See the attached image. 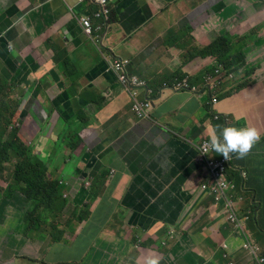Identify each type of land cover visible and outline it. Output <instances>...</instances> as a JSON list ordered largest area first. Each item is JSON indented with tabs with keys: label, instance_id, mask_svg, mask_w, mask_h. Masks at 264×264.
<instances>
[{
	"label": "crops",
	"instance_id": "1",
	"mask_svg": "<svg viewBox=\"0 0 264 264\" xmlns=\"http://www.w3.org/2000/svg\"><path fill=\"white\" fill-rule=\"evenodd\" d=\"M238 1L110 0L112 22L99 51L69 10L84 14L93 5L0 0V77L12 86L8 99L19 104V137L37 138L44 158L59 153L49 176L69 181L68 210L89 205L88 218L64 235L84 248L78 264H146L153 256L158 264H255L242 249L241 232L226 224L223 207L199 190L204 169L196 161L195 146L202 139L211 141L214 132L219 136L226 126L255 127L260 134L245 156L234 154L231 177L237 190L245 191L244 201L252 196L256 202V223L251 219L244 232L264 252V70L259 67L264 20L248 23L250 17H244L242 36L232 33L229 23L240 10L262 16L264 2ZM233 5L237 10L231 13ZM222 33L246 38L231 53L244 52L246 65L227 69L233 77L223 78L214 104L203 84L216 58L189 56ZM109 56L129 59L128 72L147 82L153 92L149 119L134 114L131 98L106 67ZM177 74L197 82L190 84L198 86L196 95L174 89ZM249 74L255 79L251 85ZM31 110L38 114L32 116ZM72 130L79 132V147L94 149L68 170L58 140ZM212 156L223 157L216 151ZM81 175L92 180L89 193L81 189ZM25 199L19 190L0 185V264H66L67 245L43 234H25ZM155 211L172 220L166 226L175 231V245H158L168 236ZM138 220L144 233L135 226ZM123 240L129 242L124 250Z\"/></svg>",
	"mask_w": 264,
	"mask_h": 264
},
{
	"label": "clouds",
	"instance_id": "2",
	"mask_svg": "<svg viewBox=\"0 0 264 264\" xmlns=\"http://www.w3.org/2000/svg\"><path fill=\"white\" fill-rule=\"evenodd\" d=\"M262 1L264 2V0H262ZM76 4L77 5H88V6L91 4L94 6L92 11H88L84 14H78V15L74 12L73 8L72 9L69 8V10L72 12L73 17L76 18V21L79 24L80 29L82 30L84 35L92 43H94V45L97 47V49L99 51H101L102 47H103V40L106 37L108 24L110 22H112V8H111L110 0H108V4H107L108 10H109V15H108L106 20L94 18L93 14L97 11L96 5H94L92 3L81 4L77 0H76ZM86 15L91 16L94 26H98V25L101 26V30L99 32L95 33L94 36H92V37L88 36L84 32V30L80 24L81 17L86 16ZM224 35H226V34L225 33L220 34L217 37V39L224 36ZM230 37L233 39L234 44L239 43L235 49L242 48V47H239L242 44L240 42V41H242L241 37L240 38L239 37H233L231 35H230ZM262 43L264 45V34L262 35ZM238 53L244 54V52H242V51L238 52ZM238 53H236L235 55H237ZM244 56H245V54H244ZM206 57L216 58L215 56H212V55H208ZM203 58H205V57H203ZM115 62L125 63L123 69L120 71L117 70L115 67ZM216 62H217V65L213 68V70H212L213 73H209V74L205 75L207 81L203 85L206 87V89L208 91H210L209 90V84H215L214 89L211 90L212 92L211 93L208 92V93H209V95H211L212 99H213V97H215L218 101V98H217L218 89L222 84L223 78H225V77L232 78L233 76L227 72L228 68H226L225 65L221 64L217 58H216ZM105 63H106V67L114 74L117 83L122 87L124 92H126L127 95L131 98L132 105H133V99H132L131 93L133 90L137 91V97L140 101H144L147 99L151 103L150 115L148 118H145V119H149L151 117V110H152V101L150 99V95H152L153 92L149 89L148 84L144 79L140 78L139 76H137L135 74H130L128 72V67L131 64V61L129 59H126V58L124 59V58H118L115 56H109L108 58H106ZM245 65H246V57H245ZM245 65H241V66H239V68L241 69ZM261 66H259V67H261ZM224 73H225V75L223 76ZM122 76H125L128 80L136 78L140 82H144L145 86L138 87L136 89H132V85H125L121 82L120 78ZM175 82H176V84H175L174 89L192 90L194 95H196V92H198V89H199L198 86L190 85V84H194L197 82L191 81L189 77H188V79L187 78H183V79L176 78ZM180 83H186L188 85V87L187 88H182V87L178 88L177 85ZM193 88H194V90H193ZM144 93H145V97H141ZM13 101H15V100H13ZM212 102H213V100H212ZM216 103H214V104H216ZM18 108H19V106H18ZM15 114H16V112H15ZM137 118L140 120L142 119V118H139L138 116H137ZM215 118H218V116H215ZM15 121L19 122L18 120L15 119V115H14L13 123H11V125L9 127V131L18 130V137H19V128L14 127ZM72 132H74L77 135L78 142H79V140L81 139V137L78 134L79 132L76 130H72V131L68 132V135ZM68 135L66 137H64L63 139H61L60 143H61V146L66 153V164L69 163V165H72L74 167L78 163H80V161H84V156H86L87 154H90V152H92V150L94 148L79 147V145H80L79 144L78 147L73 150L71 148V146L66 142ZM19 139H20V137H19ZM259 139H260V134L255 127L245 126V127H239L238 128V127H234V126H226V127L222 128V130L219 133V136H217L214 132L212 137H211V141H209L207 139H202L195 146V148L197 150L196 161L202 163V167L204 169L203 176L200 179L199 190L204 194L210 195L214 200V205L219 204L223 207L222 211L224 214V219H225L226 224L228 226H230L232 229H234L233 230L234 233L238 232V231L241 232L243 240H244L242 243V249L248 253V255L250 256V260L256 259L255 264H259L258 258H261V257L264 258V252L262 251V248L258 245V243L255 240H253V242L251 241L249 235H247L244 232V229L246 227L247 222L251 221V219L256 223L257 206H256V202L252 196H251V198L244 201L243 195H244L245 191H241L240 189L237 190L235 180L231 177V171H232L231 165L233 166V163H234L233 161L236 158V157H233L234 154H236L237 158H241V157L245 156L248 153V151L252 148V146ZM205 140L210 142L211 147H212V150L210 151V153L208 154L206 159L200 157L198 149H197V146L200 145ZM22 142L27 144L26 141L25 142L22 141ZM214 151L218 152L223 157H221L219 159L214 158L212 156ZM36 154H39V156L42 157V153L39 149H38V152ZM58 155H59V153H57L56 155H53V156L46 157V158L43 157V160H45V162L48 164V166H50L51 164H53V162H55V160H57ZM93 156H95V155L93 154ZM95 158H96V156H95ZM207 160L217 161L218 166H216L213 169L210 168L207 164ZM242 172H243L242 175L245 177V175H246L245 171H242ZM179 177L180 176H178L176 178V180H175L176 182L179 181ZM53 180L58 182V184L60 186V189H59L60 193L62 194V197H63L64 201L66 202L65 208L68 207L69 199L71 198V196H69V190H70V192L72 191L70 189L69 181L61 180V179L58 180L55 178ZM79 183H81L80 186L84 192H86V193L90 192L89 189L92 186V180L90 178H87L84 175H81L79 177ZM13 185H15V184L13 183L12 185L9 186L8 191L11 190V187ZM20 186H23V185H20ZM13 189H14V191H12V192H15L18 190L17 188H13ZM92 197L95 198V195L93 194ZM27 201H29L31 203L30 200L27 199ZM243 202L245 204L244 208L241 207V204ZM65 208H64V210H65ZM74 211H76V212L73 213ZM88 212H89V205L85 204V206H83L82 210H80V211L73 210L69 214L68 218L71 215L74 216V215L80 214V215H84L87 219L88 218ZM62 213H64V211ZM62 213L60 214L61 216H62ZM157 213H158V211H155V220H158L157 222H162L164 224V227H163V229L165 230L164 233L168 236V240H165V238H164V241H162V243L160 244L162 246V248L165 249L167 244H169V246H170V242L175 241L176 234L172 228L167 229V226L172 225L169 222V220H170L169 215L167 214L166 217H163V216L157 217ZM253 214H254V217H252ZM152 215H153V212H152ZM68 218L66 216V219L62 218L61 222L59 221V223L62 224L61 231L63 233V237L67 231L65 228L66 227L65 221H67ZM62 221H64V222H62ZM74 223L77 225L80 224V223H77L75 221H74ZM262 230H263V237H264V229L262 228ZM246 246L258 248V253H257L256 258L252 257L249 249ZM223 247L226 249L225 245H223ZM225 257H228V255L226 254ZM254 262L255 261H253V263ZM146 264H158V257L153 256V257L146 258ZM230 264H232V263H230ZM262 264H264V262Z\"/></svg>",
	"mask_w": 264,
	"mask_h": 264
},
{
	"label": "trees",
	"instance_id": "3",
	"mask_svg": "<svg viewBox=\"0 0 264 264\" xmlns=\"http://www.w3.org/2000/svg\"><path fill=\"white\" fill-rule=\"evenodd\" d=\"M245 40L246 38L243 37L242 41ZM233 42L230 35L226 34L208 46L192 52L189 58L212 55L226 68L240 69L239 66L245 65V56L243 53L235 56L231 54L239 44ZM176 77L180 79L184 76L177 74ZM3 81L0 77V176L3 172L9 173L10 179L17 186L13 185L11 189L17 188L31 201V206L24 217L25 234H43L50 237L52 242L60 243L64 237L61 231L62 224L59 223L61 220L57 221V218L64 211L66 202L60 193L58 182L50 178L46 170L48 164L45 160L19 139L18 130L9 131L19 104L8 99L12 86ZM102 100V97L98 99V101ZM7 101H10V105L6 104ZM74 137L77 135L72 132L66 139L73 150L79 145L78 138L74 139ZM12 163L13 168H7L6 165ZM56 209L59 213L55 212ZM85 219L84 215H71L65 221L66 230L73 234L75 232L74 221L81 223ZM169 222L171 223L172 220L170 219Z\"/></svg>",
	"mask_w": 264,
	"mask_h": 264
},
{
	"label": "rangeland",
	"instance_id": "4",
	"mask_svg": "<svg viewBox=\"0 0 264 264\" xmlns=\"http://www.w3.org/2000/svg\"><path fill=\"white\" fill-rule=\"evenodd\" d=\"M235 1V0H234ZM238 1V0H237ZM238 3L240 4V5H243L244 4V0H241V1H238ZM178 7H179V4L178 5H176V8L175 9H178ZM237 10V7L235 6V5H233L232 6V9H231V13H233V12H235ZM227 11H228V9H227ZM246 16H249L250 17V19L247 21L248 23H259V22H261V21H263L264 20V12L262 13V16L260 15V13L259 12H244V11H242V10H240L238 13H237V15H235V16H233V19L232 20H230V22L229 23H232L233 24V26H234V30L232 31V33H237L239 36H242L243 34H244V32H245V26H246V24H244V23H246V20H245V18L244 17H246ZM158 17H161V14H159L158 15ZM223 17H225V15H223ZM243 18V19H242ZM161 20H162V18H161ZM223 23H227L226 22V20H224L223 21ZM260 60H262V66H261V68H263V70H264V57H262ZM252 76H253V74H249V78H250V81L248 82L250 85L251 84H253L254 82H255V79H252ZM260 85L261 86H264V82H261L260 83ZM12 101V100H11ZM7 105H10V101H7V103H6ZM30 114L33 116V114H38L36 111H34V110H31L30 111ZM35 119V118H34ZM35 121H42V120H40V118H36L35 119ZM14 127H18L19 128V125H18V122H14ZM17 128V129H18ZM19 135H20V132H19ZM20 139L22 140V141H26L27 142V144H25L26 146H30L33 150H34V152L35 153H37L38 152V147H37V145H39V141H38V139L37 138H33V140H29V139H26V138H24V137H22V136H20ZM74 139H77V137H74ZM59 142H61V140L59 139L58 140V143ZM63 142V141H62ZM59 146L61 147V144H59ZM49 155V154H48ZM47 155V156H48ZM42 159H43V157H41ZM7 166V168H13V163L12 164H7L6 165ZM72 165H69V163H67L66 164V169H72ZM47 170V172L49 173L50 172V168H49V166H48V168L46 169ZM10 175H9V173H5V172H3L2 173V175L0 176V185H8V188H9V186L10 185H12L13 184V180L12 179H10V177H9ZM11 191H14V189H11L9 192H11ZM69 196H72V194H71V192L69 191ZM25 201H27L26 199H25ZM28 202V204L27 205H29V207L28 208H30V205H31V203L29 202V201H27ZM55 212H57V213H59V211H58V209H56L55 210ZM71 213V210H68V207H66L65 208V210H64V213H62V216H59L58 218H57V221L58 220H61L62 218H65L66 219V216L68 215V214H70ZM140 222H141V220H138L137 222H136V224H135V226L137 227V226H139L140 225ZM147 223H149V222H147ZM22 227H24V225H22ZM136 227H135V229L134 230H136ZM142 233H144V231L143 230H141L139 227H137ZM133 230V231H134ZM123 237L126 239L127 237H129V233H127V235H123ZM130 238H131V236H130ZM162 241H164V239L163 238H160V240H159V243H158V245L160 246V244L162 243ZM204 242H206V240L204 241ZM62 244H64V245H67V249H69L70 251L66 254V255H64V257H63V259L64 260H66V264H78L79 263V261H80V259L82 258V256H83V254H84V248H80L79 247V243H77V245H73L72 243L70 244L69 243V241L68 240H65V239H63L62 240ZM176 243L173 241V242H170V245L171 246H173V245H175ZM64 245H63V247H64ZM124 246H129V242L126 244V242L123 240V244H122V250H124L123 249V247ZM127 248V247H126ZM126 254H127V257H123V260L124 261H127V258L129 257V247L126 249ZM122 253H123V251H122ZM133 256H132V253H131V258H130V260H132L133 262L135 261V260H133V258H132ZM70 259L72 260V262H69L70 261ZM129 264H131V263H129Z\"/></svg>",
	"mask_w": 264,
	"mask_h": 264
},
{
	"label": "built area",
	"instance_id": "5",
	"mask_svg": "<svg viewBox=\"0 0 264 264\" xmlns=\"http://www.w3.org/2000/svg\"><path fill=\"white\" fill-rule=\"evenodd\" d=\"M79 3L81 4H85V3H92L94 5L97 6V11L93 14L94 18L97 19H104L106 20L108 15H109V10H108V0H77ZM80 24L84 30V32L92 37L94 36L95 33L99 32L101 30V26H94L93 22H92V18L89 15L83 16L80 19ZM125 63L122 62H115V67L117 70H122L124 67ZM210 79V78H209ZM121 82L125 85H132V89H136L138 87H143L145 86L144 82H140L138 79L133 78L131 80H128L125 76H122L120 78ZM178 88L182 87V88H187L188 85L186 83H180L177 85ZM215 87V84H209V93H211ZM194 90V88H193ZM132 99H133V105H132V109L134 111V113L142 119L148 118L150 115V109H151V103L146 99L144 101H140L137 97V91L133 90L132 93ZM213 103L217 102V99L215 97H213ZM198 152L200 157L202 158H207L208 154L210 153V151L212 150L211 147V143L208 141H203L200 145L197 146ZM207 164L210 168H215L216 166H218V162L217 161H210L207 160ZM249 251L250 254L252 255V257L256 258L257 253H258V248H254L251 246H246ZM258 262L259 264H262L264 262V258H258Z\"/></svg>",
	"mask_w": 264,
	"mask_h": 264
}]
</instances>
